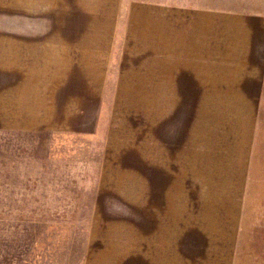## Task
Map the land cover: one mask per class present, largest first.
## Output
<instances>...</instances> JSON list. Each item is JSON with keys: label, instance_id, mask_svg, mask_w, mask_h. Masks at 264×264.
Instances as JSON below:
<instances>
[{"label": "rangeland", "instance_id": "1", "mask_svg": "<svg viewBox=\"0 0 264 264\" xmlns=\"http://www.w3.org/2000/svg\"><path fill=\"white\" fill-rule=\"evenodd\" d=\"M125 4L103 93L0 86V264H264V0Z\"/></svg>", "mask_w": 264, "mask_h": 264}, {"label": "crops", "instance_id": "2", "mask_svg": "<svg viewBox=\"0 0 264 264\" xmlns=\"http://www.w3.org/2000/svg\"><path fill=\"white\" fill-rule=\"evenodd\" d=\"M125 5V0H0V86H17L13 94L20 109L38 113L33 123L48 119L40 110L68 108L62 105L66 95L104 92L127 25ZM194 29L188 22L176 28L189 55L199 45ZM157 31L151 29L154 36ZM56 94L64 95L58 107L51 105ZM5 97L0 95V103Z\"/></svg>", "mask_w": 264, "mask_h": 264}]
</instances>
